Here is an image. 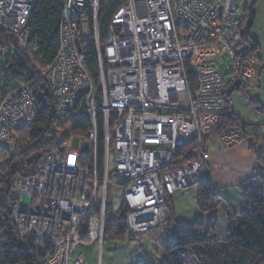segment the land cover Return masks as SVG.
<instances>
[{
  "label": "built area",
  "instance_id": "1",
  "mask_svg": "<svg viewBox=\"0 0 264 264\" xmlns=\"http://www.w3.org/2000/svg\"><path fill=\"white\" fill-rule=\"evenodd\" d=\"M34 2L0 0V32L14 35L19 51L38 44L27 28ZM246 3L63 0L58 49L37 79L54 98L58 120L87 117L90 146L87 154L69 147L62 154L48 153L38 176L16 183L12 221L18 238L33 243L37 264H87L83 248H100L103 241L110 185L122 186L127 233L133 236L158 228L166 202L203 179L209 161L204 140L218 125L226 93L218 60L228 59L227 88L237 80L247 83L261 69L242 39ZM91 49L95 81L85 67ZM1 77L12 78L3 68ZM99 115L101 175L96 160ZM34 120L25 87L3 95L0 148L8 144L10 131ZM218 138L223 149L242 141L237 131ZM190 145L176 158L179 149ZM111 151L115 165L109 172Z\"/></svg>",
  "mask_w": 264,
  "mask_h": 264
},
{
  "label": "trees",
  "instance_id": "2",
  "mask_svg": "<svg viewBox=\"0 0 264 264\" xmlns=\"http://www.w3.org/2000/svg\"><path fill=\"white\" fill-rule=\"evenodd\" d=\"M62 7L63 0H35L27 19L31 37L38 39V44L33 48L27 45L23 51H19L14 35L0 32V50L13 49L12 65L4 72L12 78L7 81L5 76L0 78V84L4 87L0 98L8 91L23 86L31 96L35 112L34 122L24 128L10 131L8 144L0 148V264H37L39 261L33 243L18 238L17 228L12 221V213L18 203L15 195L17 181L38 176L42 158L46 154H62L69 147L71 138L85 139L90 129L89 120L84 115L58 120L54 98L47 85L37 79L38 71L52 62L56 55ZM243 19V26L247 25V34L243 35L242 39L248 46V55L256 58L259 63L258 44L249 36L254 21L252 8L244 12ZM106 24L107 22L103 23L102 31ZM10 59L11 54L7 64ZM85 67L95 81L97 68L93 49L89 51ZM191 78L190 76L189 81L193 83ZM240 88H243L242 84ZM241 91L249 106L256 113L264 115V108L249 101L245 92ZM229 97L228 91L225 93L218 125L213 134L205 138L204 143L210 137H219L228 131H237L242 140H251L250 149L256 156L258 167L256 173L244 185L239 186L242 208L240 212L234 211L204 177L195 182L198 212L204 214L220 208L227 219L226 238H217L214 222L205 227L200 222L174 221L172 209L166 204L164 212L169 209L172 222L165 233L156 238L159 252L164 256L159 264H189L190 259L194 261L193 264H264V143L260 126L243 123L230 110ZM11 143L12 147L7 148ZM191 149V145L179 149L176 158ZM96 160L97 173L101 175L103 123L100 115L97 117ZM127 213L126 206L121 204L114 222L105 219L103 239L104 235L105 240L113 242H121L124 239L128 234ZM130 237L133 241L134 237Z\"/></svg>",
  "mask_w": 264,
  "mask_h": 264
},
{
  "label": "crops",
  "instance_id": "3",
  "mask_svg": "<svg viewBox=\"0 0 264 264\" xmlns=\"http://www.w3.org/2000/svg\"><path fill=\"white\" fill-rule=\"evenodd\" d=\"M252 37L259 47L258 60L261 65V71L258 77L244 83L243 88H239V90L234 92L245 98L241 91L243 90L249 101L264 108V37H257L255 35ZM227 89L226 86V92H228ZM232 95L233 92L230 93L229 97L230 110L238 116L243 123L259 125L261 139L264 143V115L256 113L249 106L246 99H241L244 101H242V105H239L237 99H231ZM250 144L251 140L244 139L230 149H223L218 136H212L204 143V151L209 155V161L206 163L202 175L205 179L210 181L215 192L223 197L236 212H240L242 208L239 186L244 185L256 173L258 167L256 156L250 149ZM121 200L120 197V202L116 207V211L121 204ZM171 200L168 206L173 208L171 206ZM192 215L196 218L191 221L200 222L205 227L212 222L216 223L217 238L220 240L226 238L227 219L220 208L204 214H200L198 210L195 209ZM115 244L114 253L107 264H153L152 261L148 262L145 258H141L143 263L138 262L140 248L134 241L130 240L125 242L122 240L121 242H115ZM87 247L91 248L92 246L83 248L86 262L87 264H91L92 261L89 258V254L85 252ZM92 264H96L95 261Z\"/></svg>",
  "mask_w": 264,
  "mask_h": 264
},
{
  "label": "rangeland",
  "instance_id": "4",
  "mask_svg": "<svg viewBox=\"0 0 264 264\" xmlns=\"http://www.w3.org/2000/svg\"><path fill=\"white\" fill-rule=\"evenodd\" d=\"M246 2H247L246 3L247 9L252 8V11L254 13V21L249 31V36L251 38H253L252 36L254 35L257 37H264V0H246ZM241 32L243 35L247 34V25L243 26ZM10 54H11V59L9 63L7 64L6 62ZM12 54H13V49L0 50V69L3 68L4 72L8 71V69H10L12 65ZM218 62H219V71H220L221 77L223 78L224 87L229 86L230 78L228 76V70H227L228 59L223 56L221 59L218 60ZM12 71H14V69H12ZM232 85L233 84H231L230 87L227 89L229 92H230V88ZM3 90H4L3 84H0V93ZM231 99H237L239 105H242V101L244 100H241V99H245V98L241 97L239 94H236V92H233ZM80 142H81V145H80ZM240 142H238V144ZM68 146H69V149L72 151H78V149H80L83 154H87L89 152L90 144L87 140L82 139L81 137H73L71 138ZM11 147H12V143L7 146V148H11ZM114 165H115L114 153L111 151L108 157L109 172L113 171ZM196 186L197 184H194L188 188L181 190L180 192L176 193L166 202V204L168 205V203L172 199L171 206L173 208L171 209H172L174 221L194 222L191 220H194L196 218L194 215H192V212L194 213V210L197 209L196 208V192H197ZM121 194H122V186L110 185L108 187V196L110 198L109 200L110 203L106 207L107 213H106L105 219L106 218L110 219L109 221L111 223L114 222L116 219L115 217L117 213L116 207L118 206L120 202ZM163 210H164V207H163ZM164 214L166 218L164 222L161 223L158 228L152 229L142 234L132 236L134 237L133 241L140 248V254H138V262L143 263L141 258H145L148 262L152 261L153 264H159V262H161L164 259V256L159 252V246H158L157 239H156L157 237H160L163 233H165V231L169 228V225L172 222L169 209H166ZM131 239L132 238L130 237V235L126 234L123 240L125 242H128ZM115 247H116L115 242L105 240V235H104V239L102 241L100 248L97 246H92L91 248L87 247L85 249V252L89 254V258L92 261V263H94L95 261L96 264H98V262L99 264H107L109 263L110 261L109 259H111V256L114 253ZM96 252H97V255H96ZM193 262L194 261L190 259L189 264Z\"/></svg>",
  "mask_w": 264,
  "mask_h": 264
},
{
  "label": "water",
  "instance_id": "5",
  "mask_svg": "<svg viewBox=\"0 0 264 264\" xmlns=\"http://www.w3.org/2000/svg\"><path fill=\"white\" fill-rule=\"evenodd\" d=\"M240 87H241V82L237 80V81H235V82L233 83V85L231 86V88H230V92L237 91V90H239Z\"/></svg>",
  "mask_w": 264,
  "mask_h": 264
}]
</instances>
